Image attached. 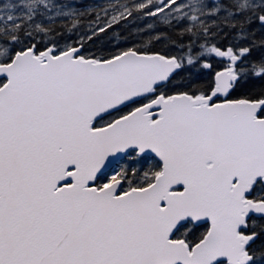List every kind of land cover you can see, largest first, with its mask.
<instances>
[{
  "label": "water",
  "instance_id": "95a60500",
  "mask_svg": "<svg viewBox=\"0 0 264 264\" xmlns=\"http://www.w3.org/2000/svg\"><path fill=\"white\" fill-rule=\"evenodd\" d=\"M35 51L0 65V264H243L239 233L264 217V202L247 200L264 182V100L204 105L230 94L237 78L226 70L211 98L159 96L92 130L169 83L178 60L128 51L97 63L76 58L79 48L42 62ZM132 150L162 163L153 185L90 188ZM188 221L210 225L191 254L172 240Z\"/></svg>",
  "mask_w": 264,
  "mask_h": 264
},
{
  "label": "trees",
  "instance_id": "16d2710c",
  "mask_svg": "<svg viewBox=\"0 0 264 264\" xmlns=\"http://www.w3.org/2000/svg\"><path fill=\"white\" fill-rule=\"evenodd\" d=\"M20 1L0 0V11L5 5L14 6L19 10L24 7ZM35 1L39 4L43 1L49 3V0ZM53 2L56 5L47 11L62 9L58 4L61 6L68 4L66 10H69V14L46 19L43 11L14 12L16 16L13 17L12 22L0 25V44L11 43L12 54L31 48V44L36 45L38 52H42L46 48L40 39L47 41L55 39L54 41L57 42L66 38L69 42L80 41L87 46V52L83 54L87 59L106 61L130 50L144 54L178 57L182 70L167 85L158 88L156 94L165 97L180 94L209 96L215 90V82L213 78L202 75L199 68V60L202 58L198 57L201 54L198 47L204 43V39L218 37L224 44L231 36L235 37L248 30L246 34L251 38L249 43L260 51L263 58L259 60L253 54L250 67L241 70V74L246 76V82L236 85L229 99L250 101L264 99V38L260 34H255L257 33L255 24L249 19L251 14L257 16L260 13L257 8L248 9L247 12L244 11L245 14L241 13L240 17L229 21L225 18L213 17L211 5L209 3L203 5L202 2L196 7L197 11L193 15L195 18L188 21L177 18L170 20L159 15L144 17L147 10H142V0H53ZM119 10L126 11L121 19L117 17ZM127 13H131V16L125 18ZM23 35L31 37L32 41L22 43ZM37 36L39 41H36ZM14 39L16 41H13ZM74 45L78 46V43ZM12 59H7L5 63H10ZM192 59L196 61L194 66L191 64ZM258 69L263 73L260 76L256 74ZM2 85L3 81H0V87ZM144 102L135 103L104 117L96 123V128L110 125L142 106ZM261 117L264 118V111ZM117 170L118 178L125 182L127 189H141L150 185L161 173V164L153 158L139 157L133 152L121 162ZM106 179L107 175L101 177L98 186L101 187ZM251 199L256 202L264 200L263 182L255 186ZM208 232V224L188 223L180 227L174 239L184 240L194 248L204 240ZM243 233L250 239L247 249L250 261L246 264H264V218L252 217Z\"/></svg>",
  "mask_w": 264,
  "mask_h": 264
},
{
  "label": "rangeland",
  "instance_id": "374dc122",
  "mask_svg": "<svg viewBox=\"0 0 264 264\" xmlns=\"http://www.w3.org/2000/svg\"><path fill=\"white\" fill-rule=\"evenodd\" d=\"M142 10H147L144 14V17H153L156 15H159L161 18L163 17H168L170 20H174L177 18V20H184L187 19L188 21L193 17L195 12L197 11L196 7L201 4L205 5L206 3H209L210 10H211V15L213 17H221L225 18L226 20L232 21L238 17H240L241 13H246L249 8H260V6H264V0H220L218 3H213L211 0H142ZM182 1V2H181ZM22 5L24 6L23 8L17 10L14 6H9L5 5L4 8L0 11V25H3L5 23L12 22L13 17L16 16L14 12H27V13H33L34 11H43V15H46V19H55L58 18L59 16L68 15V11L66 10L68 8V4H65L61 6L60 4L59 7H62V9L58 10H52V11H47V9L54 7L56 4L53 2V0H49V3L47 1H43L41 4H39L35 0H28L25 2V0L20 1ZM200 7V6H199ZM129 11V10H128ZM246 11V12H244ZM118 18L121 19L123 18L124 14L126 13L125 10H119L118 11ZM131 13H127L125 18L130 17ZM264 17V13L261 12L257 16H249V19L251 22H253L256 35L260 34V36L263 35V32L260 31V29L264 26L262 25L261 19ZM132 22L134 19L131 20ZM102 30V29H101ZM248 31V30H247ZM246 31V32H247ZM246 32H241V34L235 35V37H231L228 39L229 42H231L233 45L237 46L238 50L242 53H245V50H248V54L251 52L253 54L257 53V49L249 43V38L246 34ZM202 34V33H201ZM264 38V36H262ZM53 40H46V39H40V41H43V46L46 48V50L42 51L41 53H36V56L39 59H43L44 55L47 54V52L51 53L52 56H58L60 54L65 53L66 51L73 49V48H81L82 52L80 54V58L83 56L85 52H87V46L82 44L80 41H68V39L64 38L61 40L54 41ZM78 40V39H75ZM13 41H16L14 39ZM32 41V38L23 35L21 37V42L26 44L30 43ZM36 41H39L38 36L36 37ZM74 43H78V46H75ZM221 44V39L216 37L214 39H204V43L200 44L198 47V51L201 53L198 57L202 58L199 60V63L203 67L204 62L207 60H210L215 53V50L217 49V45ZM11 43H4L0 44V64H5V61L9 58H14L16 53L13 55L12 52L13 50L11 49ZM32 47H36V45L31 44ZM225 44H222L220 46V49H226ZM13 56V57H12ZM84 58V57H82ZM263 58L260 54V60ZM93 60H96L92 58ZM97 61V60H96ZM196 63L195 60L192 59L191 64L194 66ZM204 68V67H203ZM257 76H260V69L256 71ZM210 75H208L209 77ZM212 76H215V72L213 73ZM216 93V87L214 90ZM156 93V90L152 92L151 97H153ZM215 95V94H213ZM206 97L203 96H197L196 100L198 99H203ZM218 98V97H217ZM214 102L207 103L205 102L204 105H212ZM117 171H113V173L108 177V180L106 183L103 185L104 187L110 185L113 182V179L117 178L118 174ZM129 190L127 189L126 186H123L122 189L120 190V193L124 194L128 192Z\"/></svg>",
  "mask_w": 264,
  "mask_h": 264
},
{
  "label": "flooded vegetation",
  "instance_id": "af4514ba",
  "mask_svg": "<svg viewBox=\"0 0 264 264\" xmlns=\"http://www.w3.org/2000/svg\"><path fill=\"white\" fill-rule=\"evenodd\" d=\"M263 12L264 13V6H260V13ZM264 18V17H263ZM261 22L263 23L262 19H261ZM260 31L263 32V35L264 36V26L260 29ZM227 43H224L226 46V49H221V50H233L235 52V54L241 58V63L240 65H238L234 70H235V74L236 76L238 77V84L239 85H242L244 84L246 81H245V76L241 75V70L243 69H246L248 66H249V63H250V60L251 58H253V53L251 52V54L249 53L248 54V50H245V53H242L238 50L237 46L233 45L231 42L229 43V41H225ZM222 45V43L219 45H217V49L216 50H220V46ZM215 50V51H216ZM260 51H258V54L256 53L255 55L258 57V59L260 60ZM201 66V65H200ZM202 67V66H201ZM204 67V68H203ZM201 71H202V74L204 76H208L210 75L209 77L213 78L215 76H212L213 73L215 72V75L216 73L222 71V70H227V69H230V64L227 63L226 61L224 60H221V59H218L216 58L215 56L212 57V59L210 60H207L204 62V65H203ZM250 67V66H249ZM248 67V68H249Z\"/></svg>",
  "mask_w": 264,
  "mask_h": 264
},
{
  "label": "bare ground",
  "instance_id": "6f19581e",
  "mask_svg": "<svg viewBox=\"0 0 264 264\" xmlns=\"http://www.w3.org/2000/svg\"><path fill=\"white\" fill-rule=\"evenodd\" d=\"M262 21H263L262 25H264V18H262Z\"/></svg>",
  "mask_w": 264,
  "mask_h": 264
}]
</instances>
